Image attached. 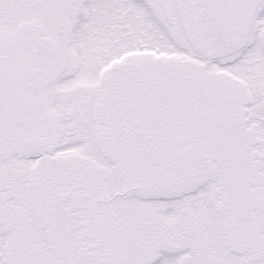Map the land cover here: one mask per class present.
Listing matches in <instances>:
<instances>
[{"label":"snow or ice","instance_id":"1","mask_svg":"<svg viewBox=\"0 0 264 264\" xmlns=\"http://www.w3.org/2000/svg\"><path fill=\"white\" fill-rule=\"evenodd\" d=\"M0 264H264V0H0Z\"/></svg>","mask_w":264,"mask_h":264}]
</instances>
